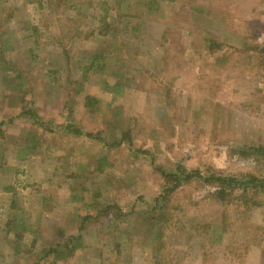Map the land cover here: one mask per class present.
<instances>
[{
	"label": "rangeland",
	"instance_id": "obj_1",
	"mask_svg": "<svg viewBox=\"0 0 264 264\" xmlns=\"http://www.w3.org/2000/svg\"><path fill=\"white\" fill-rule=\"evenodd\" d=\"M145 6L161 23L174 7L170 33L182 40L147 35L138 46ZM132 7L136 17L123 13ZM6 18L31 36L16 43L11 83L31 82L33 98L54 84L68 92L52 104L73 106L71 123L93 134L63 139L78 171L58 178L82 205L73 232L100 244L91 263L264 264V0H0ZM113 36L117 57L100 44ZM178 168L203 179L156 202L174 185L162 170Z\"/></svg>",
	"mask_w": 264,
	"mask_h": 264
},
{
	"label": "crops",
	"instance_id": "obj_2",
	"mask_svg": "<svg viewBox=\"0 0 264 264\" xmlns=\"http://www.w3.org/2000/svg\"><path fill=\"white\" fill-rule=\"evenodd\" d=\"M145 8L141 25L144 33L137 42L140 43L138 46L143 45L142 40L147 35L157 36L155 39H162L163 36L170 42L182 40L185 33L173 36L170 33L179 25L171 19L174 7H169L166 12L167 8L162 7L159 12H162V23L157 22V17L152 19V6ZM122 11L136 17L131 15L136 13L133 7ZM177 12L179 14V9ZM155 14L156 12L154 16ZM125 23L124 21L123 25ZM115 26L120 25L116 22ZM28 28V24L10 23L8 18L0 19V131L4 130L3 134L0 132V264H99L91 263L92 255L96 254L100 246L99 242L92 240V244L97 247L85 245L82 242L85 240L84 235L81 239L73 232V227L80 223L79 213H76L75 208L82 207L72 197L75 187L71 182L58 180L60 176L67 177L69 173L78 171L74 169L73 147L63 145L64 138L73 140V144L76 141V136L71 132L75 128L71 123L75 114L74 107L63 104L58 108V104H52L55 100L62 102L66 98L64 96L60 100L58 96L62 93L59 88L53 87L55 84L50 87L49 92L39 89L37 92L41 90L42 93L38 98H33L35 91L28 87L31 82L17 75L18 83H11L14 65L20 56L16 43L18 41L21 45L31 38L26 34ZM139 28L140 26L133 32L139 33ZM158 28L164 31L163 34L158 33ZM122 42L119 43L115 36L100 39V44L111 46L112 55L115 54L116 57L118 52L122 53ZM127 42L125 45L134 44L130 40ZM29 61H33V57ZM54 93V98L48 96ZM62 95H68V92ZM97 99L100 101V97ZM97 99L95 100L98 101ZM85 106L88 109L87 104ZM65 122L67 123L64 124ZM12 125H19V132L11 131L9 126ZM84 135L78 136L77 140L86 139ZM35 188L39 191H35ZM60 189L66 193V198L61 197ZM77 199L82 200V197ZM86 224L81 226L88 235L90 231H86ZM61 232L65 237V244L58 240ZM97 238L99 241L102 239L100 235Z\"/></svg>",
	"mask_w": 264,
	"mask_h": 264
},
{
	"label": "trees",
	"instance_id": "obj_3",
	"mask_svg": "<svg viewBox=\"0 0 264 264\" xmlns=\"http://www.w3.org/2000/svg\"><path fill=\"white\" fill-rule=\"evenodd\" d=\"M71 132L74 135H76V136H83L84 135V133L80 129L76 128V127L73 130H71ZM84 136H86L88 138H93V134H91V133L90 134L87 133ZM96 139H98L99 141H105L102 138H96ZM119 145L120 144H115L114 146H119ZM162 175H163L165 181L168 182V184L170 182H172L174 185L171 188L168 187L169 185H167L166 191H163V193L159 197H157L156 202H161V201L164 202L182 184H184L185 182L190 181L191 179H193L195 177L199 178V179H203L202 176L200 175L199 171H195V172L190 173V172H187L186 170L181 169V168H178L176 172H163V170H162ZM204 180H209V181L210 180H216V181L221 182L222 185H232V183L235 182V180H231L230 178L226 179V178L216 177V176L207 177ZM242 183L246 184L248 182L247 181H242ZM259 187L264 189V182L259 184ZM222 193H223V191H222ZM108 209H115V208L113 206H110V207L107 208V210ZM118 214L121 216L122 213L119 211ZM88 220L89 221H93V220H95V218L92 217V216L86 217L85 221H88Z\"/></svg>",
	"mask_w": 264,
	"mask_h": 264
}]
</instances>
